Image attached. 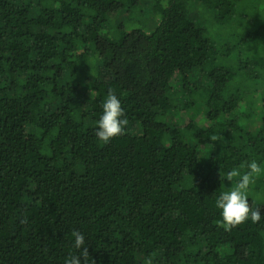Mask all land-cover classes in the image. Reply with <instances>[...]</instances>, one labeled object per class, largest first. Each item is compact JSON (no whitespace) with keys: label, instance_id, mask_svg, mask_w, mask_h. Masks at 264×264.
I'll return each instance as SVG.
<instances>
[{"label":"trees","instance_id":"obj_1","mask_svg":"<svg viewBox=\"0 0 264 264\" xmlns=\"http://www.w3.org/2000/svg\"><path fill=\"white\" fill-rule=\"evenodd\" d=\"M244 2L0 0V264H64L74 230L94 264H264V6ZM109 90L127 124L101 142ZM252 159L262 219L228 228L216 198Z\"/></svg>","mask_w":264,"mask_h":264},{"label":"clouds","instance_id":"obj_2","mask_svg":"<svg viewBox=\"0 0 264 264\" xmlns=\"http://www.w3.org/2000/svg\"><path fill=\"white\" fill-rule=\"evenodd\" d=\"M101 107L102 113L97 121L95 136L99 141L105 142L122 133L127 124V117L124 115L121 100L112 90L108 91ZM245 167L248 170L243 173H240L238 169H233L227 173L229 181L237 176L239 179L234 187L223 191L215 201L216 207L220 209L222 221L228 228L249 220L252 223H259L262 219L259 208L252 209L248 198V190L254 175L259 173L261 168L255 159L247 161ZM72 236L74 237L72 246L75 252L64 259V264H94L89 260L84 234L74 230Z\"/></svg>","mask_w":264,"mask_h":264},{"label":"rangeland","instance_id":"obj_3","mask_svg":"<svg viewBox=\"0 0 264 264\" xmlns=\"http://www.w3.org/2000/svg\"><path fill=\"white\" fill-rule=\"evenodd\" d=\"M248 3L244 2V3H242V6L246 7V4H248V5H252V7H255L256 0H249ZM259 5L260 6H262V5L264 6V0H260ZM148 6H149V2H147V4H145V1H143V5H142L143 9H142V15L140 14V21H141V24L145 25L147 28H152L155 25L156 20L154 19L153 15L151 14L150 7H148ZM240 10H242V8ZM195 11L196 10L194 9V12ZM197 11H198V15H199V20L201 22H203L204 21L203 20V16H202V13H201L199 7H198ZM260 14H264V10H261ZM204 15H206L204 17L209 16V14H204ZM110 18L114 20L116 18V16L114 15V16H112ZM120 19H122V21L125 20L124 14L120 15ZM235 23L233 25H229V30L231 32H233V34L240 35V37L242 35H244L243 33L246 32V30H248L249 26L251 25L248 22H244L243 26H238L237 23L236 24ZM219 30L220 29L218 27H215V25H213L212 27H208L207 28V31H208V34H209L208 36L210 37V39L217 46L220 45V43H221V40H220L221 37L219 36L221 32ZM259 42H260V40H255L254 43H252V44H250V43L249 44H244L243 42H239L237 39H235V42L233 43V45L234 46L237 45L236 50L240 53L241 58H243V60H244V54L247 53V52L252 53L251 55H255L256 56L255 51L257 50V47H254V45L256 44V46H258L257 43H259ZM262 46H263V49H264V42H262ZM252 47H254V50L249 51L250 48H252ZM263 53H264V51H263ZM237 55H238V53L237 54L235 53V55H233V57H231V60L232 61L235 60L234 57H236V59H238L239 57ZM245 55L247 56L249 54H245ZM171 85L174 88L176 87L174 80L171 81Z\"/></svg>","mask_w":264,"mask_h":264}]
</instances>
